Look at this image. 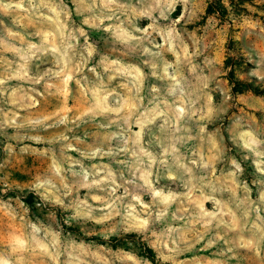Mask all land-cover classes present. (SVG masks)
Here are the masks:
<instances>
[{
	"label": "rangeland",
	"instance_id": "374dc122",
	"mask_svg": "<svg viewBox=\"0 0 264 264\" xmlns=\"http://www.w3.org/2000/svg\"><path fill=\"white\" fill-rule=\"evenodd\" d=\"M228 73L264 87V0H0V264H264Z\"/></svg>",
	"mask_w": 264,
	"mask_h": 264
},
{
	"label": "trees",
	"instance_id": "16d2710c",
	"mask_svg": "<svg viewBox=\"0 0 264 264\" xmlns=\"http://www.w3.org/2000/svg\"><path fill=\"white\" fill-rule=\"evenodd\" d=\"M211 9L213 8H211L210 6L209 7L210 12H218L217 10H211ZM226 78L228 79V82L232 85V87L236 91H239L241 89H248L254 93L264 92V87L258 88L256 86H252L249 82L234 79L232 75L229 73L227 74ZM26 201L29 202V199ZM136 247L139 249L141 255L146 257L153 264H157L149 247L144 245L140 240L136 242Z\"/></svg>",
	"mask_w": 264,
	"mask_h": 264
}]
</instances>
